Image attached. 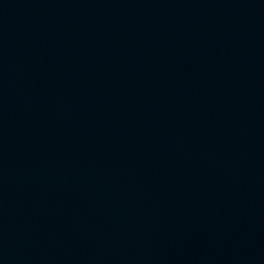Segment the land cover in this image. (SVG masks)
<instances>
[{"label":"water","instance_id":"95a60500","mask_svg":"<svg viewBox=\"0 0 264 264\" xmlns=\"http://www.w3.org/2000/svg\"><path fill=\"white\" fill-rule=\"evenodd\" d=\"M0 264H264V0H0Z\"/></svg>","mask_w":264,"mask_h":264}]
</instances>
